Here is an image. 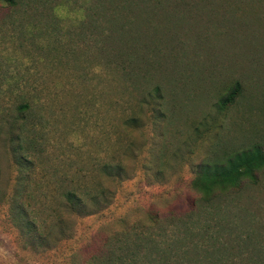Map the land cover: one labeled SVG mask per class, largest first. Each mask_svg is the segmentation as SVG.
I'll use <instances>...</instances> for the list:
<instances>
[{"label": "rangeland", "instance_id": "1", "mask_svg": "<svg viewBox=\"0 0 264 264\" xmlns=\"http://www.w3.org/2000/svg\"><path fill=\"white\" fill-rule=\"evenodd\" d=\"M178 1L0 0V124L32 126L30 185L76 175L109 190L91 214L59 210L67 235L29 237L3 197L24 170L2 125L0 264H264V166L208 200L191 185L202 161L264 143V0ZM125 56L129 76L116 67ZM234 82L240 92L220 106ZM129 111L143 126L128 136L117 118ZM127 137L143 141L139 157H119L128 176L97 174ZM51 206L25 211L50 223Z\"/></svg>", "mask_w": 264, "mask_h": 264}, {"label": "trees", "instance_id": "2", "mask_svg": "<svg viewBox=\"0 0 264 264\" xmlns=\"http://www.w3.org/2000/svg\"><path fill=\"white\" fill-rule=\"evenodd\" d=\"M10 1L13 0H3ZM181 0L177 4H180ZM187 4V1L183 3ZM116 62V67L126 72V75H132L130 73L133 67L130 66V57L125 56L119 58ZM127 69L128 72H127ZM158 86H154L152 90L155 93L156 98H159L157 94ZM240 92V86L238 82H234L218 100L220 106L226 105L232 101L235 96ZM143 106V92H139L136 98V107L141 110ZM28 108L25 102L18 103L13 106L16 113H21ZM154 113V109L151 111ZM158 117L163 114L158 110ZM138 113L129 111L128 113H122L117 118V129L129 136V130L142 128L143 122H141ZM27 119L23 117H12L9 121H5L0 124V127L4 125V129L7 135L8 149L13 162L18 164V172H22L16 178H13V184L10 192L3 194L6 197L8 203L11 219L13 224H23L22 229L28 232V236L33 239L44 240L51 233L52 228H56L59 231L60 236H65L66 229H63L62 215L60 209H65L68 213L75 215H88L93 211H96L108 202L109 190L106 187L99 184L88 185L83 184L78 179L80 176H74L69 178V181L63 185L58 181L48 182L46 185L37 184L31 186L32 174L34 173L33 157L36 152L32 151V148L36 142V139L30 134L32 126ZM6 127V128H5ZM131 150V151H130ZM143 150V141L135 144L131 138L125 139V143L120 147L118 157L115 161H99L96 164V172L105 177L120 181L128 176L127 170L124 164L120 161L119 157L123 154L129 153V155L136 159L140 156V152ZM118 151H116L117 153ZM126 152V153H125ZM122 157V156H121ZM161 157V156H159ZM264 166V143L253 142L250 145L236 151H232L225 155L223 160H204L195 166L194 177L191 181L192 187L200 194L203 200L210 199L215 192L225 191L229 188H236L242 178L254 179V172ZM44 174V173H42ZM49 198L54 201V206H51L50 211L45 215L52 216L53 221L50 223L45 222L43 216L39 222H36V211L31 209V214L27 215L25 211V205L33 202H39L43 198ZM33 212V213H32ZM18 215L20 218H14ZM37 217V221H38ZM29 224L30 226L26 227ZM19 226V225H18Z\"/></svg>", "mask_w": 264, "mask_h": 264}]
</instances>
